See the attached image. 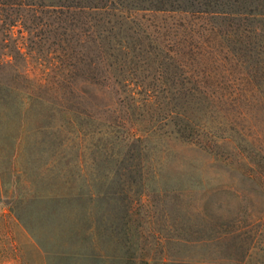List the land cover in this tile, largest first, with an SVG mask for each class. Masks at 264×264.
Returning <instances> with one entry per match:
<instances>
[{
  "label": "rangeland",
  "instance_id": "1",
  "mask_svg": "<svg viewBox=\"0 0 264 264\" xmlns=\"http://www.w3.org/2000/svg\"><path fill=\"white\" fill-rule=\"evenodd\" d=\"M141 20L151 31L158 27L181 50L190 37L193 42L211 39L206 28L220 22L180 12L144 13ZM192 49L204 53L196 71L211 76L207 98L215 107L207 123L224 138L217 154L167 133L148 142L150 160L111 161L108 152L88 141L78 161L77 149L33 145L28 133L12 162L16 131L0 130V206L13 209L21 222L18 226L11 214L0 211V264H130L127 254L141 264L142 247L154 262L162 255L168 263L182 264L264 261V113L255 107L264 94L250 90L230 69L234 65L214 57L245 52L244 44L223 41ZM32 64L36 74L44 70ZM229 71L233 75L228 77ZM78 85L122 108V84ZM38 117L30 114L28 127ZM50 193L67 198L52 199ZM148 231H159L163 240L156 245ZM183 232L193 242L178 241L175 234Z\"/></svg>",
  "mask_w": 264,
  "mask_h": 264
},
{
  "label": "trees",
  "instance_id": "2",
  "mask_svg": "<svg viewBox=\"0 0 264 264\" xmlns=\"http://www.w3.org/2000/svg\"><path fill=\"white\" fill-rule=\"evenodd\" d=\"M179 12L220 22L206 28L211 39L205 36L199 43L189 36L187 49L181 50L158 27L151 31L141 20L144 13ZM223 41L247 50L214 57L234 65L230 69L250 90L264 94V0H0V130L16 131L10 160H17L28 133L33 145L77 149L78 161L88 141L108 152L111 161L150 160L148 142L162 134L217 154L224 138L207 123L214 114L207 98L211 76L196 71L204 53L192 48ZM32 62L44 70L36 74ZM111 81L125 87L122 108L78 85L109 88ZM255 107L264 113V100ZM32 113L39 117L28 127ZM51 194L52 199L67 198ZM148 234L156 245L164 238L159 231ZM189 234L175 237L189 244ZM126 256L127 263L136 264V256ZM139 259L141 264H182L168 263L164 255L154 262L144 247Z\"/></svg>",
  "mask_w": 264,
  "mask_h": 264
},
{
  "label": "crops",
  "instance_id": "3",
  "mask_svg": "<svg viewBox=\"0 0 264 264\" xmlns=\"http://www.w3.org/2000/svg\"><path fill=\"white\" fill-rule=\"evenodd\" d=\"M0 211L3 215H8V214H11V216L13 217V219L16 220L17 222V225H21V222L19 220V218H17V215L16 213L14 212L13 209L7 207V206H4V205H1L0 206ZM251 264H264V261L263 262H260L259 260H256L255 262H252Z\"/></svg>",
  "mask_w": 264,
  "mask_h": 264
}]
</instances>
